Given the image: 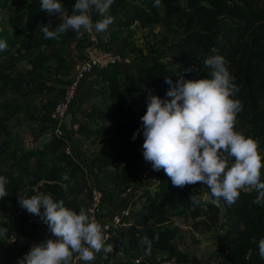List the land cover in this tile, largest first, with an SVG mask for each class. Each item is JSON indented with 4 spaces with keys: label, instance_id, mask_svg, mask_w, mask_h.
Returning a JSON list of instances; mask_svg holds the SVG:
<instances>
[{
    "label": "trees",
    "instance_id": "1",
    "mask_svg": "<svg viewBox=\"0 0 264 264\" xmlns=\"http://www.w3.org/2000/svg\"><path fill=\"white\" fill-rule=\"evenodd\" d=\"M61 3L64 12L71 15L75 0H61ZM0 7L7 12L6 20L0 19V40L7 44V50L0 52V176L9 181L6 186L9 196L0 199V211L4 216L0 227L8 229L6 237H26L39 244L51 238L48 230L27 225L25 218L12 225L8 223L17 211L14 206L17 196L25 194L30 198L34 195L33 189L38 187L41 193L51 194L55 200H63L66 207L79 212L93 188L78 184L84 179L85 172L66 152V139L54 134L56 122L51 118L64 92L65 83L60 77L72 69L73 62L70 64L66 51L75 43L78 59L82 60L89 38L69 31L58 41L45 39L39 26L62 14L50 16L42 11L40 0H0ZM110 14L114 17L111 26L117 32L128 30L135 23L141 28L175 23L182 35L167 56L160 55L162 52L159 54L162 57L159 61L134 63L126 70L106 68L93 73L94 95L99 99V106H91L83 114L87 123H80L75 133L90 138L92 143L111 139L108 143L114 146L106 153L93 155L90 161L96 177L105 186L127 187L136 172L149 168L150 164L142 155L141 121L147 110L148 95L165 99L169 88L166 77L173 81L180 74L185 79L210 78L211 70L205 67L204 61L213 55L225 57L228 70L235 77L234 83L239 87L234 98L242 102L243 110L237 116L236 130L253 138L259 150H264V0H161L159 7H154V0H115ZM92 18L94 22L100 19L95 12ZM116 30H109L112 36L109 41L103 42L97 36V46L108 50L115 40ZM116 51L128 55L122 48ZM20 63H25V72H11ZM195 66L200 71L185 72L186 68ZM123 77L127 79L126 84H123ZM44 93H53L55 97L41 105L40 116L36 117L24 103L29 104L30 98ZM22 112L26 120L38 128L37 132H30L34 143L43 136L49 137L36 150H32L33 146L25 147L12 132L11 125L21 124ZM242 126L247 130L243 131ZM138 129L141 131L133 140ZM153 174L157 181L155 186L143 192L145 197L140 211L134 216L131 211L133 220L126 229L124 258L116 263L115 252L107 256L101 252L95 260L81 264H147L146 246L140 244L144 237L153 241L151 253L165 255L162 261L199 264L196 258H191L190 262L186 254L178 251L175 239L179 229L171 222L173 217L184 220L207 217L212 226L223 231L214 264H264L258 248L259 241L264 239V206L253 203L257 195L254 190L241 192L231 206L224 203L226 214L221 223L216 208L203 202L194 206L190 200V196L203 197L208 192L205 185L197 183L178 188L172 185L163 170L153 171ZM64 175L69 180H63ZM99 189L104 193L103 188ZM138 190L135 186L129 196L121 199L118 210L129 205L135 208L134 200L141 199V196L134 198ZM111 205L110 195L104 193L106 216L118 211H109ZM118 235L114 250L118 247L120 232ZM157 236L158 240L155 239Z\"/></svg>",
    "mask_w": 264,
    "mask_h": 264
},
{
    "label": "clouds",
    "instance_id": "2",
    "mask_svg": "<svg viewBox=\"0 0 264 264\" xmlns=\"http://www.w3.org/2000/svg\"><path fill=\"white\" fill-rule=\"evenodd\" d=\"M115 0H75L71 15L64 12L61 0H40V8L50 16L62 14V21L53 29L52 21L40 25L45 39L60 40L69 31L83 37L108 31L114 23L110 14ZM161 0H154L159 7ZM100 19L95 22L92 13ZM7 50L0 40V52ZM210 78L185 79L183 74L169 85L166 98L149 94L147 110L141 117L143 145L142 155L154 171L163 170L174 187L183 188L197 183L208 189V195L216 202L233 205L241 192L257 193L253 203L264 206V156L259 145L251 137L236 130L237 116L243 104L234 98L239 87L228 70L222 55L205 59ZM200 71L197 66L185 72ZM141 129L133 134L135 140ZM63 180H69L67 175ZM5 176H0V199L9 196ZM67 190V185H64ZM194 206L204 197L190 196ZM21 209L40 218L47 225L51 238L33 244L30 251L18 260V264H73L74 259L91 262L96 254L105 256L112 252L106 244L102 225L91 215L90 210L79 212L66 207L63 200H55L51 194L39 193L30 198L19 197ZM8 229L0 227V237ZM159 239V237H155ZM141 246L150 254L153 241L144 237ZM259 255L264 259V239L258 244Z\"/></svg>",
    "mask_w": 264,
    "mask_h": 264
},
{
    "label": "rangeland",
    "instance_id": "3",
    "mask_svg": "<svg viewBox=\"0 0 264 264\" xmlns=\"http://www.w3.org/2000/svg\"><path fill=\"white\" fill-rule=\"evenodd\" d=\"M11 7H14L13 4H10ZM7 18V12L5 9L0 7V19L2 21H5ZM63 16H59L57 18H54L52 20L53 29L55 26L58 25L62 21ZM9 32H11V29H9ZM109 30H116L113 28V26H109V29L105 33H99L95 34L98 36L103 42L105 40L109 41L112 39V36L109 32ZM117 32V30H116ZM87 37V33L85 34ZM182 32L177 28L175 23H171L169 26L165 25H155L149 28H141L139 24L135 23L134 26H132L128 30H121L116 33V36L113 37L115 40L113 44H117L118 48H122L126 54L130 55L133 59L132 65L135 63L137 65L141 64H148L151 61L154 60H161L162 57L160 55L166 54V56L173 50L175 47L176 42L181 38ZM15 49V48H14ZM13 49V50H14ZM162 52V53H161ZM161 53V54H160ZM160 54V55H159ZM133 69L135 66L132 67ZM26 70L25 63H20L17 65L14 69H12L11 72L14 74H21L24 73ZM66 84V83H65ZM48 96V97H47ZM41 97V99H39ZM54 97L53 93H44L37 97H32L28 100V103H24V106H28L31 114L37 116V114L40 115L41 112V105L45 103L48 99H51ZM70 112V110H69ZM19 119L21 120L19 125L13 126L12 132L14 134H17L18 137L22 140L25 147L30 148L35 145L34 143V137L30 133L31 130H35L37 132L38 128L34 126L33 122L27 121L25 117V113H21ZM241 129L243 131L247 130L246 126H242ZM111 139H100L99 141L91 142L88 141L84 145L83 150L85 151L84 154L87 155H99L103 154L109 151L114 145H109L108 142ZM260 153L262 156H264V150H260ZM153 169L151 167V164L149 165V168L147 170H141L136 172L132 177V183L129 186H132L133 189L135 186L140 187L136 184L135 179L138 174L143 172H149L152 173ZM264 176V174H262ZM127 187L121 186V187H113L111 185H106L104 189V193H107L110 195V201L111 206L118 207L121 199L123 197L124 191ZM144 187H150L153 188V185L151 183H146ZM207 189H204L203 192H206ZM34 195L41 193L38 187L33 189ZM19 197L26 198L25 194H20L17 196V201L14 202V206L17 207L16 213L10 216L8 223L11 225L14 224L16 221H20L23 218H29L31 216H34L33 214L29 213L25 209H21L18 199ZM139 199L134 200V205L139 203ZM117 204V205H116ZM108 205H110L108 203ZM136 208H133L132 214L135 215V212L137 211ZM204 212H206V208L202 209ZM3 214L0 211V221H3ZM133 220L132 215L130 214L129 218H125L124 222L127 223L129 220ZM171 222L173 225L177 226L179 229L178 236L175 239V245L183 254H186L188 256V259L191 262V258H196L199 260V264H214L215 261V253L218 249L219 245L221 244L223 231L218 229L217 227H214L210 224V221L207 220V217L198 218L196 220L186 219L183 218H177L173 217L171 219ZM132 223V221H131ZM206 224V225H205ZM123 228L120 232V239L117 242L118 247L116 250L112 248V252L114 253V257L117 260L116 263H118L122 258H124V251L126 250L125 245V239H127V228ZM33 244H36V241L31 240L26 237L22 238H14L11 237H0V264H4L6 262H18L20 258H22L26 253L30 251V248ZM146 263L147 264H189V261L187 263L176 262L174 260H170L168 262L162 261V258L165 257V255H160L157 253H150L146 254Z\"/></svg>",
    "mask_w": 264,
    "mask_h": 264
},
{
    "label": "built area",
    "instance_id": "4",
    "mask_svg": "<svg viewBox=\"0 0 264 264\" xmlns=\"http://www.w3.org/2000/svg\"><path fill=\"white\" fill-rule=\"evenodd\" d=\"M88 34V33H87ZM89 42L83 49L82 60L74 61L72 64L73 76L64 86V92L61 100L56 104L54 110L51 113V118L56 122L54 134L60 138H64L63 132L60 129L61 125L65 121L69 110L73 104V101L77 95L79 87L83 82L92 79L93 73L97 70L106 68H122L127 69L132 65V58L130 55H125L116 50H103L97 46L98 40L95 34H88ZM69 148H66L68 153ZM154 171V170H153ZM149 172H143L137 175L135 182L139 188L134 198H138L140 193H143L150 189V187H143L146 183H151L153 187L156 184L155 175ZM133 191V187L129 186L125 189L123 195L124 198L129 196ZM104 193L101 189L93 187L88 193L86 199H84L83 206L85 210H90V215L99 222L106 236V244L111 245L119 238V232L126 227L124 222L125 218H129L131 214L130 205L122 207L115 213H111L108 216H102L103 213ZM102 216V217H101ZM26 224L37 229L47 230L45 225L39 217L31 216L26 218ZM131 219L128 221L127 226H130ZM127 228V227H126ZM51 234V233H50ZM97 253L96 257L98 256ZM82 260L74 259L73 264H81Z\"/></svg>",
    "mask_w": 264,
    "mask_h": 264
},
{
    "label": "crops",
    "instance_id": "5",
    "mask_svg": "<svg viewBox=\"0 0 264 264\" xmlns=\"http://www.w3.org/2000/svg\"><path fill=\"white\" fill-rule=\"evenodd\" d=\"M109 49L118 50L120 48L117 47V44H114V45H110ZM66 56L69 58L70 64L76 60H79L77 56V52L75 50V43L70 45V47L67 49ZM72 76H73V70L69 68V70L60 77V80L64 83H67L68 81H70ZM126 80H127L126 78L124 77L122 78L123 84H126ZM94 88H95V81L93 79H89L82 83L73 101L70 112L67 115L63 124L61 125L60 129L62 130L64 139H66L67 142V147L69 148L68 153L74 158V160L77 163L81 165V167L85 172L84 179L79 180L78 184H80L81 186L86 184L92 187L104 188L105 185L96 177V172L90 165V161L92 160L93 156L84 154L85 151L83 150V147L84 148L86 147L84 144L87 143L88 141H91V139L81 137L75 133L80 123H87V121H85V119L83 118V114L91 106H95V107L99 106V99L94 95ZM39 99H41V97ZM39 116L40 115L37 114L36 117ZM85 193L86 192L82 194V197L85 195ZM139 196H141L140 197L141 199L137 204V209H138L137 212L140 211L145 194L140 193ZM132 208L133 207L130 206L131 210ZM108 209L109 211L111 210L112 212L118 210L117 206L114 208L110 206ZM107 213L108 210L107 208H105L103 210L102 216L107 215Z\"/></svg>",
    "mask_w": 264,
    "mask_h": 264
},
{
    "label": "water",
    "instance_id": "6",
    "mask_svg": "<svg viewBox=\"0 0 264 264\" xmlns=\"http://www.w3.org/2000/svg\"><path fill=\"white\" fill-rule=\"evenodd\" d=\"M49 140L48 136H43L41 139H39L35 145L33 146L32 150H36L41 145L45 144ZM204 200L202 201L205 205L214 207L218 210V217L220 222L222 223L224 221V217L226 214V208L224 205V202H216L214 199L210 198L208 195V192L204 193L203 195Z\"/></svg>",
    "mask_w": 264,
    "mask_h": 264
}]
</instances>
